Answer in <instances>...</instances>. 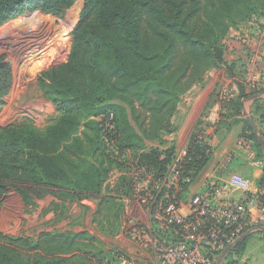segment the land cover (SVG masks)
<instances>
[{"label":"trees","instance_id":"16d2710c","mask_svg":"<svg viewBox=\"0 0 264 264\" xmlns=\"http://www.w3.org/2000/svg\"><path fill=\"white\" fill-rule=\"evenodd\" d=\"M76 1L0 0V27L23 11L61 16ZM83 1L67 60L37 77L58 117L43 129L29 122L0 127V205L9 190L27 207L51 195L56 199L51 210L59 219L73 204L83 212L94 207L99 228L115 233L122 226L126 199L152 194L157 203L179 204L204 176L213 158L201 129L202 123L210 124L208 115H202L190 135L177 185L162 187L177 153L176 141L165 137L178 131L174 118L186 92L213 69L228 66L233 73L224 40L231 29L263 18L264 0ZM13 79L0 50V103ZM236 87L233 95L214 101L221 109L212 125L230 129L242 121L244 139L264 159L258 133L245 118H234L242 115L247 96L243 83ZM258 92L264 89L253 93ZM253 113L264 122V101ZM147 140L163 148L148 146ZM258 184L264 189V176ZM256 195L264 201V190ZM20 246L33 256L24 258ZM244 247L245 240L233 248ZM111 256L86 230H56L37 239L0 231V264H89L90 257L123 264Z\"/></svg>","mask_w":264,"mask_h":264},{"label":"rangeland","instance_id":"374dc122","mask_svg":"<svg viewBox=\"0 0 264 264\" xmlns=\"http://www.w3.org/2000/svg\"><path fill=\"white\" fill-rule=\"evenodd\" d=\"M83 5V0H77L71 8L58 17L42 12L23 11L0 27V50L11 64L14 78L9 95L0 103V127L29 122L43 129L58 117L55 106L42 96L37 77L42 71L67 60L72 44L71 32L79 20ZM261 19L255 17L252 24L247 22L231 29L225 38L226 59L229 65L234 66L233 73L228 66L213 69L205 75L204 82L197 85L204 86L207 82L217 81L218 85L225 87L222 91L220 88L219 97L216 98L222 100L221 97L230 93L234 83H248V80L252 82L257 79V73L264 67V18L262 21ZM262 74L263 72L261 76ZM191 96H197V88H192L182 98L185 103L181 105L180 111L174 118L178 131L189 113L190 106L186 98ZM214 105L212 96L202 114L206 113L207 116ZM247 116L250 115L247 114ZM83 129L81 127L80 131ZM176 133L166 137L169 138L168 140H173ZM257 133L261 136L259 131ZM226 171L224 170L225 174ZM113 173L112 180H115L118 172L115 170ZM233 174L250 178L238 172ZM204 180L208 183L214 181L208 176ZM200 182L192 185L188 194L184 193L186 200L204 190L200 189ZM207 187L205 186V189ZM142 195L146 196V194ZM140 196L136 195L133 199L125 201L121 229L112 233L99 228L94 207L90 211L83 212L80 206L73 204L67 209V214L59 219L51 210L52 202L56 200L53 196L38 199L36 206L27 207L17 192L9 190L0 205V231L7 235L37 239L41 233H51L56 230L62 232L86 230L99 239L105 252L111 253V257L117 256L119 262L123 264H158L159 256L150 245L151 241L154 242L151 234L155 236L156 221L152 208L145 204ZM245 203L243 217L248 221L250 213H253L255 218V212L249 210L250 205L248 206L247 201ZM250 224L241 236L247 234L243 239L245 240L244 249L235 250L233 248L235 243L221 260L217 258L214 262L217 264H264V230L261 229L264 227L263 221L257 218ZM135 225L138 226L136 234L131 230ZM20 251L26 259H30L34 253L22 246ZM99 259L100 257H90L89 264H104Z\"/></svg>","mask_w":264,"mask_h":264},{"label":"built area","instance_id":"2783aa9c","mask_svg":"<svg viewBox=\"0 0 264 264\" xmlns=\"http://www.w3.org/2000/svg\"><path fill=\"white\" fill-rule=\"evenodd\" d=\"M236 90L231 89L230 95ZM217 107L212 108L206 118L210 124L216 123L219 117L220 105ZM248 143L251 148V143ZM185 153L186 150H177L162 187L177 185L179 166ZM229 185L248 193L253 182L250 178L232 173ZM225 193L223 183L212 182L206 189L179 204L171 200L157 203L152 194L140 196L152 208L156 221L155 236L151 234L154 242L151 241L150 245L159 256L158 264H212L240 239L253 220L259 218L264 225V201L258 195L246 194L242 199H232L225 198ZM166 198L169 199V196ZM245 201L250 205L249 210L255 212V218L250 213L248 221L243 217ZM131 230L132 233L137 232L138 226Z\"/></svg>","mask_w":264,"mask_h":264},{"label":"crops","instance_id":"0c3cea01","mask_svg":"<svg viewBox=\"0 0 264 264\" xmlns=\"http://www.w3.org/2000/svg\"><path fill=\"white\" fill-rule=\"evenodd\" d=\"M249 23L252 24V21H249ZM262 72L263 74L261 76ZM256 76L257 79L252 82H249V80L248 83L243 82L247 96L242 99V115H235L234 118L246 119V115L248 114L256 124L258 131L264 133V122H261L259 119L260 117L257 115L255 116L253 113L255 105L264 101V92L253 93L255 90L264 89V67L259 73H257ZM195 88H197V96L186 98L188 101L187 104L190 106L189 113L185 116L183 126L179 129V131H177L174 138L176 141L177 150L180 152H185L190 135L199 119L203 117L202 113L208 100L213 96V101H215V92L218 94L220 88L222 91L225 87L218 85L217 81H210L204 86L195 85L193 89ZM231 89H237L235 83L232 85ZM183 103H185L184 100H182L179 104L178 111H180L182 107L181 105ZM217 105L219 104L215 103L214 108H216ZM231 119L232 118L227 121H231ZM243 126L244 125L242 121L232 125L230 129H227L225 124H220L218 126L208 123L206 124V122L201 124L202 133L209 142L210 146L213 148V158L208 165L209 168L207 167V172L200 180L201 182L199 181L201 183L200 189H205V186H208L212 183H208L207 180H204L206 179V176H208L209 178H213V182H221L225 185V198L242 199L246 194L248 196H252L256 195L259 191L264 190L258 184V181H260V179L264 176V159H262L260 156H257L256 151H254L252 147H249L250 145L248 141L245 140L242 135ZM166 138L169 139L168 137ZM146 144L148 146L163 148V146L161 147L158 143L153 141L147 140ZM210 170L211 172H209ZM224 170H227L226 174ZM233 172H238L251 178L253 185L251 191H249L250 193L229 185V177ZM127 200L128 199L125 201ZM261 229L264 230V227Z\"/></svg>","mask_w":264,"mask_h":264},{"label":"water","instance_id":"95a60500","mask_svg":"<svg viewBox=\"0 0 264 264\" xmlns=\"http://www.w3.org/2000/svg\"><path fill=\"white\" fill-rule=\"evenodd\" d=\"M246 120H247V122L249 123L250 127L252 128V130H253L255 133H257V132H258V129H257V126H256V124L254 123L253 119H252L250 116H247V115H246ZM258 141H259L260 145L262 146V148L264 149V139H263V137L258 136ZM246 236H247V234L244 235L243 237H241L240 239H238V240L236 241V243H238L239 241L245 239ZM231 247H232V246L228 247V248L224 251V253L218 257V260H221V259H222V258H223V257L229 252V250L231 249ZM212 264H217V262H214V263H212Z\"/></svg>","mask_w":264,"mask_h":264}]
</instances>
